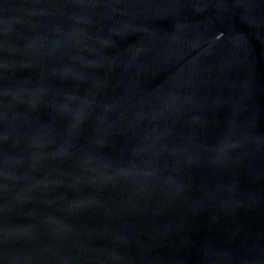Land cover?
Returning <instances> with one entry per match:
<instances>
[{
	"label": "water",
	"instance_id": "1",
	"mask_svg": "<svg viewBox=\"0 0 264 264\" xmlns=\"http://www.w3.org/2000/svg\"><path fill=\"white\" fill-rule=\"evenodd\" d=\"M0 264H264V0H0Z\"/></svg>",
	"mask_w": 264,
	"mask_h": 264
}]
</instances>
